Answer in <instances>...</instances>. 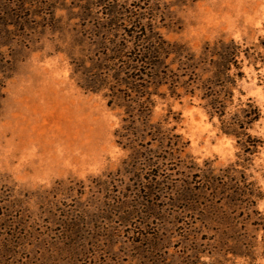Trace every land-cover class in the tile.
Masks as SVG:
<instances>
[{
  "label": "rangeland",
  "instance_id": "obj_1",
  "mask_svg": "<svg viewBox=\"0 0 264 264\" xmlns=\"http://www.w3.org/2000/svg\"><path fill=\"white\" fill-rule=\"evenodd\" d=\"M150 36L169 77L255 49L228 111L261 118L226 135L190 86L131 68ZM262 38L264 0H0V264H264Z\"/></svg>",
  "mask_w": 264,
  "mask_h": 264
},
{
  "label": "trees",
  "instance_id": "obj_2",
  "mask_svg": "<svg viewBox=\"0 0 264 264\" xmlns=\"http://www.w3.org/2000/svg\"><path fill=\"white\" fill-rule=\"evenodd\" d=\"M263 39H260L259 47L264 49ZM136 40L135 48L128 47L130 67L137 69L136 66L140 64L145 70H151L152 77L150 78H157V82L169 78L173 88L185 85L184 88H188L190 86V89H186L184 94L190 95L191 98H199L203 102L202 107L206 114L211 118L219 119L220 131L224 134L236 138L246 135L245 130L261 118L260 108L251 98L246 101L240 100L232 112L228 111L229 106L233 104L232 83L243 76L241 70L233 73V76L230 75V71L235 65L240 68L238 62L243 60L256 66L255 62L258 61V57L252 47L242 48L233 40L229 42L221 40L212 46L206 45L199 56L194 53L178 56L175 61L176 70L174 72L170 70L169 73L173 74V77H169L170 75L166 71L156 69V64L160 63V56L169 53L164 49L160 40H155L151 36ZM241 55L243 58H240ZM133 64L136 65L133 66ZM146 106L141 107V112H144ZM143 114L145 115V113ZM246 142V148L258 146L257 141L250 143L246 140Z\"/></svg>",
  "mask_w": 264,
  "mask_h": 264
}]
</instances>
